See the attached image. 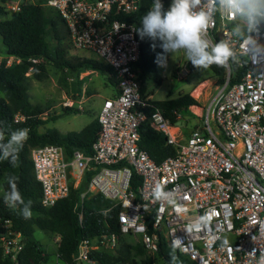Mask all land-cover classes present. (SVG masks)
<instances>
[{
    "label": "built area",
    "instance_id": "1",
    "mask_svg": "<svg viewBox=\"0 0 264 264\" xmlns=\"http://www.w3.org/2000/svg\"><path fill=\"white\" fill-rule=\"evenodd\" d=\"M142 2L1 3L12 14L30 3L55 9L64 20L72 48L95 54L113 68L117 80L118 93L104 99L97 116L100 131L91 153L75 150L69 155L64 146L56 144L31 149L34 173L43 188L42 204L53 206L91 173L78 204L87 197L101 195L107 201L105 212L120 208V233L82 239L73 264H98L92 251L116 250L120 235H131L154 256L164 237L169 247L197 264H264V57L239 55L237 64L244 69L241 79L233 85L229 79L217 85L214 93L210 92L207 107L190 106L201 120L189 135H184L178 123H172L163 110H143L146 100L136 67L141 40L137 25L124 18L138 11ZM161 2L167 10L171 0ZM203 7L210 10V0ZM237 22V18L216 11L207 38L214 42L228 40L241 53L244 41L233 35ZM257 42L264 45V30ZM21 62L19 56L0 52V65L12 67ZM227 67L231 74L230 61ZM191 68V61L180 63L176 77L185 79ZM32 70L33 67L27 75ZM92 72L85 71L80 78L85 79ZM75 104L71 98L63 102L68 107ZM78 107L82 108L81 104ZM196 108L203 112L199 114ZM176 113L182 119L181 113ZM26 119L21 112L15 115L16 123ZM144 122L167 136L168 143L176 149L174 155L156 162L140 147V126ZM157 183L172 194L173 203L153 198L152 189ZM78 214L82 222L83 211ZM24 246V234L11 219L0 215L2 257L9 259L10 264H19Z\"/></svg>",
    "mask_w": 264,
    "mask_h": 264
},
{
    "label": "trees",
    "instance_id": "2",
    "mask_svg": "<svg viewBox=\"0 0 264 264\" xmlns=\"http://www.w3.org/2000/svg\"><path fill=\"white\" fill-rule=\"evenodd\" d=\"M0 0V35L4 44L2 53L16 55L22 58V62L7 67L0 65V129L7 136L14 129H28V139L19 152L18 166L13 167L8 161H0V215L11 219L14 227L24 234L25 246L19 257V264H45L49 260V253L43 249L41 242L35 236V230L41 229L60 236L57 248V256L60 264H73L74 255L77 252L80 241L84 238H94L108 232L120 233L118 222L119 207L105 212L106 199L101 195L87 197L83 203L80 195L86 190L91 173H88L81 184L72 188L70 194L58 200L53 206L45 207L42 204L43 188L34 173V165L31 159V149L35 146L56 144L64 146L66 152L71 155L75 150H81L87 154L92 151V144L100 131L99 120L96 117L80 131L61 132L57 128H47L41 131L48 119L56 120L62 115L80 113L77 106H63L58 115H52L44 119L47 112L41 105L34 104L29 92V78L27 73L33 67L31 75L42 79L48 65L65 72L64 81L68 94L79 97L84 87V79L80 75L89 70L106 74L107 79L117 85L113 68L97 57H69L66 42L68 30L61 15L53 8L42 4H24L17 13L5 10ZM44 0H39V3ZM153 0H143L138 11L126 15L128 21L137 25L138 37L141 40V56L136 63L141 80L142 97L146 100L143 108L146 112L161 109L164 115L172 123L182 122L183 115L190 112L189 107L200 105V101L191 95V92L180 93L172 97L169 93L167 99L154 100L147 92V80L149 76L164 65L157 63V53H160V42L153 41L147 36L141 37L139 29L142 27L141 17L150 9ZM48 8V9H47ZM165 9V8H164ZM264 30V26L261 27ZM155 45V47H153ZM1 52V51H0ZM169 54H167L166 62ZM40 61L33 63L30 59ZM245 64V59H243ZM231 76L227 66L211 65L212 77L216 85H222L229 79V84L238 82L244 72L243 67L230 61ZM75 77L74 81L68 80ZM69 83V84H68ZM206 82L201 83L195 90L196 96L201 95ZM73 92V93H72ZM77 93V95H75ZM26 115L24 122H15L16 113ZM180 112L182 119L177 117ZM140 147L147 151L156 161L174 155L176 149L168 143L167 136L152 128L148 122L140 126ZM16 176L18 187L25 201H32V215L25 219L17 210L7 207L4 203V192L8 190L6 178ZM137 187V183L134 184ZM78 207L76 208V205ZM79 210L83 211V221L80 222ZM91 256L98 264H197L188 256L180 253L167 245L164 237L160 240V248L157 254L152 255L143 244L133 240L131 235H120L119 246L114 251L93 250ZM0 264H10L9 259L3 258L0 253Z\"/></svg>",
    "mask_w": 264,
    "mask_h": 264
},
{
    "label": "clouds",
    "instance_id": "3",
    "mask_svg": "<svg viewBox=\"0 0 264 264\" xmlns=\"http://www.w3.org/2000/svg\"><path fill=\"white\" fill-rule=\"evenodd\" d=\"M208 0H171L167 10L161 0H153L150 9L141 17L142 27L138 30L141 37L159 41L162 51L157 53V63L166 62L167 54L183 51L187 61L197 68L208 69L211 65L227 66L229 61L238 63L239 55L264 57V45L257 38L264 26V0H210V10H204ZM199 9V10H197ZM222 11L229 18H237L233 35L244 41V50L238 53L230 41L214 42L207 38V29L213 13ZM256 34V36L253 35ZM155 47V45H153ZM28 139V129H14L7 136L0 129V161H8L18 166L19 152ZM8 190L3 200L7 207L17 210L25 219L32 215V201H25L18 187V178H6ZM156 200L173 203L172 194L157 183L152 189Z\"/></svg>",
    "mask_w": 264,
    "mask_h": 264
},
{
    "label": "rangeland",
    "instance_id": "4",
    "mask_svg": "<svg viewBox=\"0 0 264 264\" xmlns=\"http://www.w3.org/2000/svg\"><path fill=\"white\" fill-rule=\"evenodd\" d=\"M66 46L69 57H96L95 54L86 50L73 49L68 40ZM4 48L0 35V51L2 52ZM185 61H187V57L183 51L176 52L175 54L169 53L167 63L160 66L155 73L149 76L147 80V92L152 94L150 97L154 100L167 99L170 92H172V97H177L183 92H191V95L200 101V106L205 108L208 102L204 100L211 97L210 92L214 93L215 87L217 86L212 77L213 72L210 68L203 69L193 66L191 72L185 79H179L176 77V71L178 65L180 63L183 64ZM64 74L65 72L57 70L52 65H48L46 74L42 79H38L33 74H30L29 92L31 94V100L34 104H39L47 110L43 115L44 119L52 115L60 114L63 108V102L67 98L73 97L72 94H68L63 79ZM74 79L75 77H72L68 82L71 83ZM86 80L87 83H84L86 98L81 103L82 108L78 107L79 103L75 104L82 111L80 113L62 115L56 120H50V118L40 128L41 131H45L47 128H57L64 133L82 130L98 116L104 99L118 91L117 85L112 84L107 79L106 74L98 71H94L86 76ZM203 82H206L207 85L203 88L200 97H198L194 92ZM0 96H2V92H0ZM73 98L80 99V96ZM200 120L201 118L193 116L190 111L183 115V120L178 125L183 129L184 135H189ZM35 236L41 242L43 249L46 251L45 253L50 254L49 260L45 264H59L60 261L57 256L58 236L38 228L35 230Z\"/></svg>",
    "mask_w": 264,
    "mask_h": 264
},
{
    "label": "crops",
    "instance_id": "5",
    "mask_svg": "<svg viewBox=\"0 0 264 264\" xmlns=\"http://www.w3.org/2000/svg\"><path fill=\"white\" fill-rule=\"evenodd\" d=\"M192 67H193V65H192ZM70 79H72V78H70ZM83 79H84V78H83ZM84 80H85L84 83H87L86 78H85ZM207 82H208V81H207ZM117 93H118V91H117ZM117 93L112 94V96H110V97L115 96ZM85 95H86V89H85V87H83L82 93H81V95H80V99H74L73 97H72L71 99H74L76 103L81 104V103L84 102V100H85V98H86ZM198 97H200V95H199ZM208 97H210V96H208ZM106 98H107V97H106ZM209 99H210V98H206L204 101L209 103ZM199 107H201V106L199 105ZM189 110H190V109H189ZM190 111H191V113L193 114V116H196V115L193 113L192 110H190ZM196 111H197L199 114H201V113L203 112V111H202V108H196ZM196 117L200 118L199 116H196ZM57 239L59 240V236L57 237Z\"/></svg>",
    "mask_w": 264,
    "mask_h": 264
},
{
    "label": "water",
    "instance_id": "6",
    "mask_svg": "<svg viewBox=\"0 0 264 264\" xmlns=\"http://www.w3.org/2000/svg\"><path fill=\"white\" fill-rule=\"evenodd\" d=\"M230 75H231V74H230V71H229V78H230Z\"/></svg>",
    "mask_w": 264,
    "mask_h": 264
}]
</instances>
